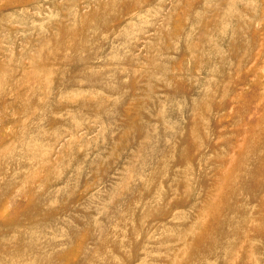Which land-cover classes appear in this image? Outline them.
<instances>
[{"label":"rangeland","instance_id":"obj_1","mask_svg":"<svg viewBox=\"0 0 264 264\" xmlns=\"http://www.w3.org/2000/svg\"><path fill=\"white\" fill-rule=\"evenodd\" d=\"M0 264H264V0H0Z\"/></svg>","mask_w":264,"mask_h":264}]
</instances>
